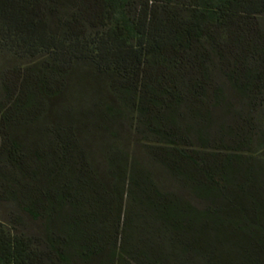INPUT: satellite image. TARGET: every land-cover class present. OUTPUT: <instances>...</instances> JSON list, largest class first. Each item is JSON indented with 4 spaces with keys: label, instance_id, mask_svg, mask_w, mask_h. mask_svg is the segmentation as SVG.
Masks as SVG:
<instances>
[{
    "label": "trees",
    "instance_id": "trees-1",
    "mask_svg": "<svg viewBox=\"0 0 264 264\" xmlns=\"http://www.w3.org/2000/svg\"><path fill=\"white\" fill-rule=\"evenodd\" d=\"M0 264H264V0H0Z\"/></svg>",
    "mask_w": 264,
    "mask_h": 264
},
{
    "label": "rangeland",
    "instance_id": "rangeland-1",
    "mask_svg": "<svg viewBox=\"0 0 264 264\" xmlns=\"http://www.w3.org/2000/svg\"><path fill=\"white\" fill-rule=\"evenodd\" d=\"M77 99H79V98H77ZM75 102L79 104V101H78V100H76V99H75ZM79 106L81 107V104H80Z\"/></svg>",
    "mask_w": 264,
    "mask_h": 264
}]
</instances>
